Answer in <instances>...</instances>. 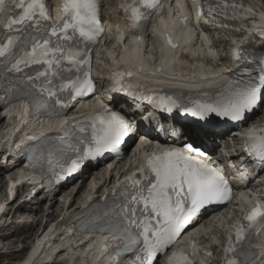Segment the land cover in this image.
Listing matches in <instances>:
<instances>
[{"label":"snow or ice","instance_id":"6c2138e0","mask_svg":"<svg viewBox=\"0 0 264 264\" xmlns=\"http://www.w3.org/2000/svg\"><path fill=\"white\" fill-rule=\"evenodd\" d=\"M10 2L11 15L8 0H0V23L4 25L0 36V80L6 79L8 73H22L27 94L39 97L47 94L54 104L61 107L68 105L58 93L67 92L71 99H75L91 92L93 85L87 78L89 73L85 66L90 63L89 45L95 43L103 31L99 0H61L62 23L59 26L51 23L45 0ZM162 10V0H140L139 5L128 9L130 26L139 32L153 12ZM169 43H172L171 38ZM80 44L84 47H79ZM172 46L176 47L175 44ZM65 61L69 67H65ZM33 65H40L43 70H37L34 75L24 73L25 68ZM77 73H83V78ZM226 87L228 93L221 99L198 103L185 111L200 119L211 113L234 121L243 119L246 112L253 111L264 102V69L256 80H250L243 86L229 83ZM33 107H36L35 102ZM104 113L89 118L93 123L87 150L71 159L70 163L56 162L62 171L71 174L78 169L80 161L114 149L130 134V125L121 116L115 112L108 113L107 109ZM259 131L264 132V129ZM187 149L189 152L199 151L194 144H188ZM248 150L264 163V135L258 136L256 129L248 134ZM48 164L51 167L53 160L49 159ZM147 168L152 179L146 185L130 181L133 188L139 186V191L131 195L127 204L119 206L117 213H123L128 220L127 225L117 229V234L125 241L124 251L130 250L132 244L142 243L134 264H154L157 254L165 252L202 209L231 199V189L224 175L193 155L177 150L165 151L149 157ZM139 204L143 205V212L148 213L143 219L136 218L135 206ZM152 219H156L158 226L152 225ZM261 230H264V207L257 202L244 217V223L229 229L226 249L229 256L225 264H264V259L257 262L250 253L252 237L258 236ZM140 237H143L142 242ZM200 255L202 264H208L211 252L202 250ZM256 255L264 257V253ZM238 256L243 259H238ZM167 264H193V261L184 252L175 251Z\"/></svg>","mask_w":264,"mask_h":264},{"label":"bare ground","instance_id":"6f19581e","mask_svg":"<svg viewBox=\"0 0 264 264\" xmlns=\"http://www.w3.org/2000/svg\"><path fill=\"white\" fill-rule=\"evenodd\" d=\"M180 3V1H178V4ZM182 4V3H181ZM180 6L181 5H179V6H177L176 7V9L175 10H180L181 8H180ZM118 19V16H117V14H115L113 17L112 16H106V20H108V21H112V20H114V21H116ZM166 26V22H164V19H162V23L160 24V25H158V24H155L154 25V31L156 32V33H159V34H161L162 33V31H163V28ZM116 28V27H115ZM121 32H123V30H122V28L121 27H117ZM116 28V29H117ZM211 32L212 31H207L206 32V34H211ZM225 35H226V33H224ZM122 35H124V34H122ZM114 36H116L115 34H114ZM122 39V37H120V40ZM156 40H157V38H156ZM157 42L159 43V40H157ZM204 42H205V40H204ZM226 40H222V41H220V42H218V43H216L215 45H214V47L213 48H218V47H222V49L223 50H225V46H226ZM112 46V48L114 49H116V47H117V52L114 50L113 51V49H112V53H113V55L114 56H117V54H120L121 55V51H122V48H121V46H119V41L118 40H116L115 42H113L112 43V45H107V46H105V47H111ZM139 48V46H136V48H133V47H130V48H126V52H125V54H124V56H123V60L125 61V62H128V63H130L131 61H132V59H133V56H139V57H141V55H142V51L141 50H138V48ZM134 49V50H133ZM206 51H204L201 47H198V48H195V49H192L191 50V54H192V58H195L196 57V55L198 54V53H200V54H204ZM208 52H210V50H208ZM220 53V52H219ZM101 55H103L104 53H100ZM175 53L173 52V51H170V50H166L165 52H163V57L166 59V61L168 62L167 63V68H169V69H173V61L175 60V55H174ZM119 55V56H120ZM179 58V54L177 55V59ZM116 58L114 57V60H115ZM119 59H117L116 61H118ZM148 62V61H147ZM210 65V64H209ZM183 66H185V67H188V68H183ZM197 66H200L201 68H202V71H206V70H210L209 68H205V67H202V65L201 64H198V63H196L195 65H193L192 63L190 64V63H184V62H180V67L182 68V69H185L186 71H190V70H194L195 68H198ZM182 74H184V71H182ZM147 72L145 71V74H144V77H147ZM183 80H184V85H189V86H192V84H191V81H190V79L189 78H186V77H183ZM204 84V83H203ZM23 112H24V108L23 107H21V106H19V107H17L16 109H15V111H12L11 113H10V116H11V121L14 123V126H12V128H11V131H10V134L9 135H11V134H16V129H19V128H15V126L17 125V124H21L22 123V119H21V121L18 123L17 121H15V116H18L19 117V119L22 117V114H23ZM6 123H5V119H0V133H1V131H2V128H3V126L5 125ZM55 125H58V124H52L51 126H55ZM21 126H22V124H21ZM10 128H8L7 130H9ZM43 130H47L48 129V126H46V125H44L43 126V128H42ZM191 136H193V135H191ZM130 158H133V156L131 155L130 156ZM15 169H16V167H14L13 169H11V170H8L6 173L8 174V175H11V174H13L14 172H15ZM128 171H130V170H128ZM116 173V172H115ZM115 173H109V174H107L106 175V179H105V184L106 183H108L109 182V184H108V186H110V185H112L113 183H112V179H114L115 177ZM118 174V176L120 175V173H117ZM261 177H262V173H261V175H260ZM5 178H3L2 176H0V192H4V188H5V185H6V182H5V180H4ZM94 182V181H93ZM97 184L98 183H93V184H91L90 186H89V190H88V193H86V196L84 197V199H83V205L81 206V207H79L78 208V205H75L74 206V203H72V205L67 209L68 211V213H73V212H77V211H80L81 209H82V207H84V206H86L87 204H88V199H89V197L92 195V193L94 192V191H96V189L97 188H99L100 186H97ZM99 185V184H98ZM262 185H264V183L262 184ZM108 186H104L103 188H104V190L108 187ZM259 187H261V186H258V188ZM101 188V187H100ZM79 190V189H78ZM100 190V189H99ZM40 193L41 192H39L38 194L40 195ZM95 193V192H94ZM99 193V191L97 192V194ZM37 194V195H38ZM78 194V192L75 194V196ZM72 195V194H71ZM6 196H4V197H2V199L3 198H5ZM71 198V196H67L65 199H64V202H66L68 199H70ZM42 201H41V203H38V204H35L34 202H35V199L34 200H32V204H30V205H33V206H28V205H26V206H24L21 210H19V211H17L16 212V214H18L19 215V219H21V218H23V217H25V220L22 222V225H20L19 227H17V226H15V220H17V218L16 217H13V219L11 220V222H9V223H7L2 229H0V253H2V251L3 250H7L8 252H13L14 250H15V248L17 247V245H18V243H19V239L17 238V234H18V232H19V229L20 230H26V232H30V231H32V230H34L35 229V227L36 226H38V225H42V223H43V220H45V218L43 217V215H42V206L44 205L43 203H44V198H42L41 199ZM47 200V198H45V201ZM57 204V201L55 200V199H53V200H51V205H50V214H49V217H53V216H57L58 218L57 219H55V221H60L61 219H63L64 217H65V214H63V211H62V215H60V212H59V210L56 208V205ZM78 208V209H77ZM60 215V216H59ZM32 219V220H27V219ZM210 223V224H209ZM213 221H209L208 223H204V222H201L200 223V227L195 231V233H194V235H196L198 232H200L201 230H203L204 229V227L206 226V225H208L209 224V226L208 227H212V228H215L214 226H213ZM12 227H16V230L14 231V232H10V233H5V231H7L8 229H11ZM214 233V235H217L218 236V234H220V232H213ZM66 238V240H62V243L60 244V245H62L63 247H65L66 248V252H65V250L63 251V252H60L59 254H58V256H56V258L57 257H60V256H62L64 253H66V255H68L69 257H68V260H73L74 258H75V255H74V250H73V242L75 243L76 241H78V240H81L82 238H83V236H80V235H77V236H68V237H65ZM111 241H114V240H111V239H109L108 237H106V238H104V239H102V242H104V243H106V244H109V245H113V243H110ZM42 243V242H41ZM98 244V242H96L95 244L93 243V242H88V243H84V244H82V245H84V246H82V248L83 247H88L91 251L89 252L88 250L89 249H80L81 250V252H82V254L83 255H85L86 256V258L83 260L84 261V263L85 264H96V261L98 260V259H100V257L97 255V252H96V245ZM49 254L50 253H53V251L54 250H56V248L59 246V244H56V243H54V244H52L51 242H49ZM60 247V246H59ZM89 252V253H88ZM63 253V254H62ZM77 263V262H76ZM75 263V264H76ZM155 263V262H154Z\"/></svg>","mask_w":264,"mask_h":264},{"label":"rangeland","instance_id":"374dc122","mask_svg":"<svg viewBox=\"0 0 264 264\" xmlns=\"http://www.w3.org/2000/svg\"><path fill=\"white\" fill-rule=\"evenodd\" d=\"M112 12H114V11H112ZM113 49V48H112ZM112 49L111 50H105L106 52H107V56H105V55H102L101 57H100V59H99V67H100V69H102V70H98L97 71V73L98 74H102L103 73V70H106V69H109V67H110V62H109V58H111L112 60H113V58L115 57H117L118 56V54H117V56H114L113 55V53H112ZM116 49H117V47H116ZM115 48L113 49V51L115 50L116 52H117V50H116ZM154 49V51H156V48H153ZM220 52V53H219ZM225 51L222 49V47L220 46V47H218V48H216L215 50H212V51H210L208 54H210L211 55V57H212V59H213V61H216L220 56H223L225 53H224ZM155 58V57H154ZM184 63H190L189 61H183ZM263 111H264V103L261 105V107H260V110H259V112H258V117H260L262 114H263ZM257 116H256V118H258ZM7 123V122H6ZM231 143H234V142H232V141H230ZM226 144V142H225V140H222V146L223 145H225ZM104 176H103V173H102V171H95V172H93L92 174H90V178H89V180L86 182V183H83L82 184V188H80V190L78 191V194L76 195V196H74V197H72L70 200H67L66 202H64V199L68 196V191H66V193H62L61 194V196H60V199H58L57 200V206H56V208L59 210V212H60V215H62V211L63 212H65L66 210H67V208L69 207V205H72V203H74V206L75 205H78L79 207L80 206H82V202H83V199H84V197L86 196V193H88V190H89V186L91 185V184H93V183H98L97 184V186H100L101 184H103L104 183V178H103ZM94 181V182H93ZM86 192V193H85ZM3 195V192H0V197ZM45 197V195H44V193H42L41 194V196H40V198H44ZM42 215H43V217L45 218V211H44V209L42 208ZM59 215V216H60ZM58 216V215H57ZM57 216H53V218L52 219H54V217H57ZM221 216V215H220ZM232 216H234V214H232ZM58 218V217H57ZM57 218H55V219H57ZM212 219V217H208V218H206V219H204L203 220V222L204 223H208L210 220ZM32 220V219H31ZM217 221V223H215L214 224V226H216L215 228H214V230L215 231H218V232H220L221 231V229L222 228H224L226 225H227V223H228V219L226 218V216H222V218L221 217H219V219H217L216 220ZM44 222H45V220H43V223L42 224H44ZM39 226H41V224L40 225H38V226H36L35 227V229L34 230H32V231H30V232H26V230H20L19 229V232H18V234H17V238L20 240L19 241V243H18V246L15 248V249H20V245L21 244H24V242H25V240L30 236V235H33L34 233H36L37 231H38V229H39ZM198 226H199V224H198ZM16 230V227H13V228H11V229H8L7 231H5V232H11V231H15ZM18 230V229H17ZM16 230V231H17ZM213 230H211V232H212ZM210 237V236H209ZM214 239H216V241L217 242H220L221 240H222V238H221V234H218V236L217 235H214ZM1 246V245H0ZM12 255H18V256H20L21 257V255H23V253H14V254H12ZM8 256H6V255H4V254H2V253H0V264H4V260H5V258H7ZM156 264H160V262L158 261Z\"/></svg>","mask_w":264,"mask_h":264}]
</instances>
